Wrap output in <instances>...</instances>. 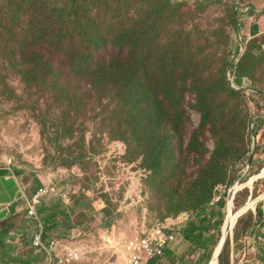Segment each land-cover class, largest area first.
<instances>
[{"label": "rangeland", "instance_id": "rangeland-1", "mask_svg": "<svg viewBox=\"0 0 264 264\" xmlns=\"http://www.w3.org/2000/svg\"><path fill=\"white\" fill-rule=\"evenodd\" d=\"M68 1L0 0V166L23 172L32 189L42 179L71 191L50 230L60 253L127 264L130 240L164 228L177 242L148 264H214L222 237L216 264H264V0L74 1L70 17L58 11ZM98 24L134 31L132 105L147 102L171 144L158 170L144 163L147 137L122 138L139 123L119 90L114 98L118 86L93 84L121 49L96 48L91 67L78 66L87 42L75 36ZM166 93L178 109H167ZM211 162V198L192 210L186 192ZM192 222L214 233L210 258L183 239Z\"/></svg>", "mask_w": 264, "mask_h": 264}, {"label": "trees", "instance_id": "trees-1", "mask_svg": "<svg viewBox=\"0 0 264 264\" xmlns=\"http://www.w3.org/2000/svg\"><path fill=\"white\" fill-rule=\"evenodd\" d=\"M13 1V0H12ZM76 1L77 3H82L86 0H69L66 7L62 6L58 9L60 13H68V16L72 14V12L69 9V6L71 3ZM62 27H64V30H68L69 28L66 26V23L62 21ZM123 28V26H122ZM122 28L115 32V30L112 28H103L101 25H96L94 30L89 31L86 35L85 32L77 33L75 36L78 39L85 40L87 44L85 46H80L82 50L79 52V67H91V63L95 59L94 50L96 48H101L105 45H113L121 49V53L112 58L107 66L105 68L106 70L104 73L100 75V77L94 79V86H100L101 82H112L114 86H118V88H115L114 98L118 100V96L116 95V92L120 91V96L124 99V101L129 103H124V106L126 107V110L129 111V114L137 120L138 129H133L132 131H128L131 133H127V135L122 136L123 139H126V141H129L131 137H133L132 134L135 132L138 133V139L144 138L143 136L147 137V140L145 144L142 146L144 148L148 145L147 148L143 151L144 152V163L146 166L150 169L158 170L160 166V158H165V160L168 159V152L171 150V144L168 141V137L166 136H158L157 133L159 132V122L154 120L151 116H148L151 113V108H149L148 103H144V106H141L139 109V105L134 104L132 105V93L134 94V90L137 87V77H136V70H135V55H136V48H135V40L132 38V35L134 34V31L131 32H125L122 30ZM115 32V35L113 33ZM117 33V35H116ZM61 36V35H60ZM92 45V46H91ZM89 47V50L86 49ZM38 57H41V55H38ZM143 61V58H142ZM141 61V62H142ZM77 73H84L83 71H76ZM102 80V81H101ZM165 79H159L157 81V88H160V83L163 82ZM150 91L149 88L146 85V89L143 92L144 99L142 100L147 101L149 97ZM203 93L198 94L197 102L195 107L199 110L201 113L203 119H205L208 115L209 108H207L206 105L201 103L203 96ZM135 97V95H134ZM165 100L168 102L166 104L167 109H173L176 110L179 107L176 103L172 102V99H175L174 97L169 96L168 93L164 96ZM203 121V123H205ZM143 134V135H142ZM192 146V144H191ZM189 146L191 149L192 147ZM151 154L154 155L153 160H147L148 156H151ZM164 154H166L164 156ZM160 155V157H159ZM161 158V159H162ZM154 161V162H153ZM216 172V167L214 165V162H211L208 165L207 170L202 173L198 180L193 184V186L186 192V198L189 202V205L192 210L201 209L204 208L206 203L211 198V190L216 183V181L213 180L210 176H212ZM197 188V189H196ZM49 199H45L44 201H48ZM43 201V202H44ZM42 202V203H43ZM63 205H69L66 204L63 200L61 202H58L53 209H52V215L48 218L50 222H48V225L43 223V226H45V233H44V239L45 235L48 233V230L55 228L58 226L59 222L57 220V216L59 214V211ZM260 212H258V215ZM39 215V214H38ZM187 229L182 231V237L183 239L191 242L194 247L202 251L201 259L210 258L211 256V250L210 247L216 244L217 239L213 234H206L207 228H199L198 225H196L194 222L189 223L187 225ZM50 227V228H49ZM52 238H56L59 240L55 235H51ZM179 237V235H178ZM180 239V238H179ZM46 240V239H45ZM47 243V242H46ZM50 242L47 243L49 245ZM34 249V248H33ZM35 254H38L41 258H46L47 251L45 249H42L40 251H37L34 249ZM215 252V251H214ZM165 253V252H164ZM215 254V253H214ZM162 258V257H161ZM159 258V259H161Z\"/></svg>", "mask_w": 264, "mask_h": 264}, {"label": "crops", "instance_id": "crops-1", "mask_svg": "<svg viewBox=\"0 0 264 264\" xmlns=\"http://www.w3.org/2000/svg\"><path fill=\"white\" fill-rule=\"evenodd\" d=\"M23 177L24 174L20 170L11 169L7 165L0 166V264H50L52 252L48 251L45 259L35 254L31 241L36 232L37 223L26 218V200L43 186V180H38L42 185L39 184L40 186L32 189L30 180L25 181ZM58 202L50 206L44 201L37 208L38 214L46 226L50 222L48 218L52 215V209ZM45 208L51 212L50 216L46 214ZM61 213L59 211L57 220ZM49 235L52 233L48 230L45 235V243L52 240ZM246 261L248 264H255L256 260Z\"/></svg>", "mask_w": 264, "mask_h": 264}, {"label": "built area", "instance_id": "built-area-1", "mask_svg": "<svg viewBox=\"0 0 264 264\" xmlns=\"http://www.w3.org/2000/svg\"><path fill=\"white\" fill-rule=\"evenodd\" d=\"M9 163H11V159H9ZM47 198H56L69 204L72 201V193L68 190H62L56 184L43 185L26 200V218L34 220L37 223V229L33 235L31 246L37 251L45 249L47 252H52L50 264L78 263V261L82 259V254L79 250L66 247L63 249V253H60V249L63 245L59 240L52 239L48 246L46 245L47 243H45V226H43V223L40 221L37 208ZM219 200L220 197L215 200V203ZM177 238V233L175 235L170 229L168 232L163 228L156 229L150 235L143 234V236L138 239L130 240L126 245V262L127 264H148L153 260H157L164 255L165 250L171 243L177 242Z\"/></svg>", "mask_w": 264, "mask_h": 264}, {"label": "water", "instance_id": "water-1", "mask_svg": "<svg viewBox=\"0 0 264 264\" xmlns=\"http://www.w3.org/2000/svg\"><path fill=\"white\" fill-rule=\"evenodd\" d=\"M224 240H225V237H224V238L222 237V238L220 239V241H219V242H220V248H219V250H218L216 256L214 255L215 252H213V254H212V258H211V262H212L213 258L216 259V258L218 257V255H219V253H220V249H221V247H222V245H223ZM210 264H211V263H210Z\"/></svg>", "mask_w": 264, "mask_h": 264}, {"label": "bare ground", "instance_id": "bare-ground-1", "mask_svg": "<svg viewBox=\"0 0 264 264\" xmlns=\"http://www.w3.org/2000/svg\"><path fill=\"white\" fill-rule=\"evenodd\" d=\"M219 248H220V245L218 246V248H217L216 251H215L216 255H217V252H218ZM214 255H215V254H214ZM216 255H215V256H216ZM216 260H217V258L214 259V264H216Z\"/></svg>", "mask_w": 264, "mask_h": 264}]
</instances>
